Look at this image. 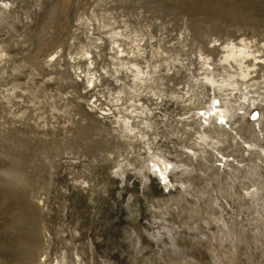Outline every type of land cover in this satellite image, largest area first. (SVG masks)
I'll return each instance as SVG.
<instances>
[{"label":"rangeland","instance_id":"rangeland-1","mask_svg":"<svg viewBox=\"0 0 264 264\" xmlns=\"http://www.w3.org/2000/svg\"><path fill=\"white\" fill-rule=\"evenodd\" d=\"M263 83L264 0H0V264H264Z\"/></svg>","mask_w":264,"mask_h":264},{"label":"bare ground","instance_id":"bare-ground-1","mask_svg":"<svg viewBox=\"0 0 264 264\" xmlns=\"http://www.w3.org/2000/svg\"><path fill=\"white\" fill-rule=\"evenodd\" d=\"M224 49L226 55L223 57V60H227V61L231 60L235 64H237L239 72L245 73L244 75L239 74L243 81L249 79L248 69L247 67L243 66V63L245 62V58L246 56H248L247 55L248 52L245 49H236L235 47H233V45H230V47H225ZM208 70L210 71L209 68ZM202 83H204L206 86L210 88L211 93H216L217 95L221 94L224 97L223 102L218 98H213L212 103H214V105L212 104V108L209 109L207 113L200 114V117L202 118V122L204 123L203 127L209 126L210 119L215 120L218 123V125L221 126L227 119L232 120L236 116H242V114L245 115L246 109L253 108L254 106L257 105L256 103L257 101L252 100L251 99L252 96L248 98L247 93H244L245 96L240 99V102L238 103L239 105H234L233 103V100L235 98L234 95L239 91V88H237L234 82L230 83L229 78L224 81H217L215 79L214 74L206 72L204 74ZM251 83L242 89L247 92L250 91L248 87H252V89H254L253 87H255L256 82H251ZM262 89L264 90V83L262 85ZM226 90H231V92L229 94H225ZM255 93H260V92L255 91ZM216 101L219 103V105H217ZM263 118L264 117L257 112V115L255 118H253V120L257 121V126H259L260 121ZM198 140H200L201 142L208 141L206 140V137L203 138L198 137ZM150 154H151L150 152H146V156L148 157L149 155L150 163H151L147 165V171H149L153 176L157 177L161 183L166 182L169 173H173L179 170V167L173 165L171 171L168 172L170 169L167 170L166 167L167 164L164 161H162L161 158L160 159L158 158V160H156V158L154 159V156H150ZM260 154L262 155V157H264V149L260 150ZM128 167L129 166L126 167V165H122L119 168L120 172L118 174L116 173L114 174H116L119 178H121L124 174H126ZM134 172H135L134 177L136 179L138 178L139 180L143 178L140 173H137L136 171ZM140 183L142 184V181Z\"/></svg>","mask_w":264,"mask_h":264},{"label":"water","instance_id":"water-1","mask_svg":"<svg viewBox=\"0 0 264 264\" xmlns=\"http://www.w3.org/2000/svg\"><path fill=\"white\" fill-rule=\"evenodd\" d=\"M256 115H257V113H253V115H252V118H255V117H256Z\"/></svg>","mask_w":264,"mask_h":264},{"label":"built area","instance_id":"built-area-1","mask_svg":"<svg viewBox=\"0 0 264 264\" xmlns=\"http://www.w3.org/2000/svg\"><path fill=\"white\" fill-rule=\"evenodd\" d=\"M254 113H257V112H254ZM253 115V114H252ZM251 118H252V116H251ZM253 119V118H252Z\"/></svg>","mask_w":264,"mask_h":264}]
</instances>
